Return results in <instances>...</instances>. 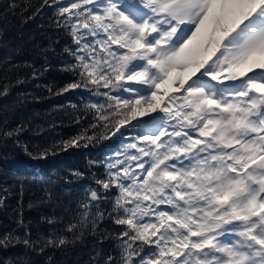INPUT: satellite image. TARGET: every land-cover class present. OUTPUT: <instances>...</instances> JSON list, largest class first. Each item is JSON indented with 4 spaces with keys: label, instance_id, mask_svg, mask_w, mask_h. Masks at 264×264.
<instances>
[{
    "label": "snow or ice",
    "instance_id": "1",
    "mask_svg": "<svg viewBox=\"0 0 264 264\" xmlns=\"http://www.w3.org/2000/svg\"><path fill=\"white\" fill-rule=\"evenodd\" d=\"M45 7L55 8V26L75 45L64 49L75 61L66 68L74 79L48 87L49 94L85 88L104 97L86 105L91 134L82 129L60 141L63 150L117 136L129 142L115 154L123 158H106L103 178L93 177L96 187L85 189L62 230L71 239L55 231L33 237L21 185L10 214L15 227L0 228V264H28L26 256L3 257L18 246L25 253L66 252L89 229L101 242L111 237L118 249V255L96 250L90 264H264V0H43L23 6L9 0L0 19L20 9L27 23ZM25 66L32 68L31 79L39 78V70ZM19 67L11 56L0 59V99L27 82L17 74L13 83ZM24 127H8L4 106L0 148L8 140L21 146ZM22 147L35 159L56 151V145L35 153ZM44 191L47 198L27 208L40 212L38 224L51 226L58 221L40 211L52 198ZM109 199L107 216L122 227L103 234L98 223ZM6 201L0 195V210ZM46 264L55 261L49 256Z\"/></svg>",
    "mask_w": 264,
    "mask_h": 264
},
{
    "label": "trees",
    "instance_id": "2",
    "mask_svg": "<svg viewBox=\"0 0 264 264\" xmlns=\"http://www.w3.org/2000/svg\"><path fill=\"white\" fill-rule=\"evenodd\" d=\"M8 2L9 0H0V5L3 6L0 12ZM14 2L21 6L25 3L39 5L43 0ZM71 2L73 0H60L64 4ZM54 13V7H45L35 19L21 23L20 9H17L15 15L8 13L6 21L0 19V25H3V32L0 33V59L11 56L12 63L20 65L13 70V83L17 74L27 78L25 84L13 86L11 94L0 99V110L7 106L8 127L15 128L20 124L25 126L17 137L21 146L8 140L0 148V187L9 190L8 193H0L7 195L8 205L6 209L0 210V228L7 230L15 227L10 214L21 198L22 185L24 216L33 222V237L38 233L47 236L50 231H55L71 239V234L62 230L73 220L79 202L85 196V189L96 187L94 176L103 178L108 159L123 158L116 157L115 154L121 149L122 143L129 141L117 136L101 139L94 146L63 150L60 141L75 137L82 129H88L91 134L89 124L93 117L90 112L86 114V105L89 101L103 100L104 97H95L85 88L72 89L63 95L49 94L48 87L60 89L74 79L66 68L75 63L73 57L64 51L66 47L74 49L75 45L68 32L55 26ZM25 63L39 70L38 79H31L32 68L26 67ZM131 135H135V132ZM128 136L125 133V137ZM23 145H27L33 153L53 145H56V151L50 152L46 159H35L25 154ZM73 171L82 172L84 177L74 178L71 175ZM46 187L52 198L49 205L41 206L40 211L57 218L58 222L51 226L38 224L40 212L27 208L29 202L47 198L44 191ZM115 195V191L110 194ZM102 208L105 218L98 223L99 231L103 234L119 231L122 226L115 225L107 216L111 210V199ZM17 233L22 236L24 229H17ZM96 250L118 255L115 241L111 237L101 242L100 236L92 235L89 229L83 242L69 246L66 252L49 248L44 253H25L18 246L3 253V257L15 259L17 256H26L28 264H46L49 256L55 264H90V258L95 255Z\"/></svg>",
    "mask_w": 264,
    "mask_h": 264
},
{
    "label": "bare ground",
    "instance_id": "3",
    "mask_svg": "<svg viewBox=\"0 0 264 264\" xmlns=\"http://www.w3.org/2000/svg\"><path fill=\"white\" fill-rule=\"evenodd\" d=\"M27 115H29V114H27ZM2 181V180H1Z\"/></svg>",
    "mask_w": 264,
    "mask_h": 264
}]
</instances>
